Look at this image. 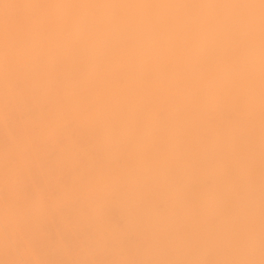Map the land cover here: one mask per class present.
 Here are the masks:
<instances>
[{
  "label": "rangeland",
  "instance_id": "1",
  "mask_svg": "<svg viewBox=\"0 0 264 264\" xmlns=\"http://www.w3.org/2000/svg\"><path fill=\"white\" fill-rule=\"evenodd\" d=\"M28 1L0 0V264H264V194L204 210L151 183L130 65Z\"/></svg>",
  "mask_w": 264,
  "mask_h": 264
},
{
  "label": "bare ground",
  "instance_id": "2",
  "mask_svg": "<svg viewBox=\"0 0 264 264\" xmlns=\"http://www.w3.org/2000/svg\"><path fill=\"white\" fill-rule=\"evenodd\" d=\"M40 1L38 13L72 20L70 38L130 65L123 96L143 111L149 181L180 175L177 189L204 210L264 194V0H56L51 11Z\"/></svg>",
  "mask_w": 264,
  "mask_h": 264
}]
</instances>
